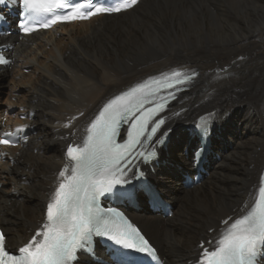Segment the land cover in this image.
<instances>
[{
	"label": "bare ground",
	"instance_id": "6f19581e",
	"mask_svg": "<svg viewBox=\"0 0 264 264\" xmlns=\"http://www.w3.org/2000/svg\"><path fill=\"white\" fill-rule=\"evenodd\" d=\"M8 42L15 46L14 64L0 71V83L7 77L26 91L22 99L3 100L8 110H0V134L32 130L27 144L0 148L2 224L15 233L14 246L22 247L40 228L66 147L83 139L102 105L176 70L198 73L163 129L172 130L169 162L177 165L161 164L150 176L178 209L167 220L139 201L133 221L166 264H190L200 244L209 245L227 227L224 220L248 211L264 166V0H140L116 16L2 43ZM205 114L218 128L213 148L221 159H210L203 184L185 190L181 177L195 165L184 148L199 142L191 124ZM81 264L95 263L84 258Z\"/></svg>",
	"mask_w": 264,
	"mask_h": 264
},
{
	"label": "snow or ice",
	"instance_id": "6c2138e0",
	"mask_svg": "<svg viewBox=\"0 0 264 264\" xmlns=\"http://www.w3.org/2000/svg\"><path fill=\"white\" fill-rule=\"evenodd\" d=\"M15 2L21 9L18 28L28 35L37 27L46 29L71 20L121 13L136 7L140 0H118L110 6H105L101 0L95 3L92 0H68L54 7L70 11H62L38 26L32 22L33 14L50 12L52 6L43 0ZM5 3L6 0H0V4ZM3 19L0 14V20ZM0 63L6 61L0 60ZM196 75L195 72L182 74L180 71L162 74L111 100L91 123L83 146L67 147V157L75 163L58 173L62 180L47 204L46 221L24 246L19 247L18 255L7 250L6 233L0 231V264H75L79 250L90 248L94 236L111 242L110 264H139V254H154L155 249L137 227L122 213L101 208L98 200L105 195L128 199L143 195L156 200L158 194L149 184L142 180L138 185L133 184L144 175L136 161L151 160L156 156L155 145L163 143L159 138L150 145L147 142L153 141V135L165 124L164 119L152 118L165 108L169 96L175 99V92L168 90L190 83ZM164 92L167 95H163ZM148 104L154 106L146 108ZM122 122H130L126 143L117 142ZM200 128L202 133L206 132L204 126ZM171 131L168 129L161 135L167 136ZM11 144L10 139H0V145ZM223 223L228 225L229 221L226 219ZM208 243L214 247L203 250L201 264H261L259 256L264 253V202L242 219L231 223L222 238Z\"/></svg>",
	"mask_w": 264,
	"mask_h": 264
},
{
	"label": "rangeland",
	"instance_id": "374dc122",
	"mask_svg": "<svg viewBox=\"0 0 264 264\" xmlns=\"http://www.w3.org/2000/svg\"><path fill=\"white\" fill-rule=\"evenodd\" d=\"M29 72V69H26V71H25V73L27 74ZM20 91H24V92H22L21 94H19L18 92H20ZM25 91H26V89L25 88H22V89H17V87L15 86V85H12L11 83H10V78H7V77H5L3 80H2V82L0 83V110H2L3 112H4V114L5 113H7V111L6 110H8V107H7V105H6V103L4 104V101L3 100H5V98L7 97V98H9V99H11V95L12 96H14V97H16V94H18V99L20 98V99H22V97H23V95H24V93H25ZM2 112V113H3ZM15 113L16 112H14V114L13 115H15ZM181 130H184V128H182ZM63 152V151H62ZM61 153V152H60ZM63 154V153H62ZM191 195H192V197H194V193H191ZM186 204L183 202V207H182V210H181V212H183L185 209H186ZM175 209H178V207L177 206H175ZM176 211V210H175ZM144 212H146V211H144ZM174 217V216H173ZM179 219V217H178V215L176 214V217H175V219ZM180 218H181V216H180ZM168 220H171V219H168ZM7 234H8V236L10 237V240H9V242L14 246V244H13V242H15L16 240H17V238H16V236H15V233L14 234H10L9 232H7ZM13 236V237H12ZM12 239V240H11ZM27 240V239H26ZM197 244H198V241L196 242ZM14 247H19V246H14Z\"/></svg>",
	"mask_w": 264,
	"mask_h": 264
}]
</instances>
